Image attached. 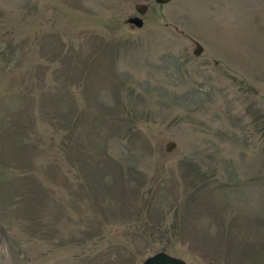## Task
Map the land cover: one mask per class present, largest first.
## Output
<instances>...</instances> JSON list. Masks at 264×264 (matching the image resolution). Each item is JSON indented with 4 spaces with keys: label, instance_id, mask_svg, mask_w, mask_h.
<instances>
[{
    "label": "rangeland",
    "instance_id": "374dc122",
    "mask_svg": "<svg viewBox=\"0 0 264 264\" xmlns=\"http://www.w3.org/2000/svg\"><path fill=\"white\" fill-rule=\"evenodd\" d=\"M158 250L264 264V0H0V264Z\"/></svg>",
    "mask_w": 264,
    "mask_h": 264
},
{
    "label": "water",
    "instance_id": "95a60500",
    "mask_svg": "<svg viewBox=\"0 0 264 264\" xmlns=\"http://www.w3.org/2000/svg\"><path fill=\"white\" fill-rule=\"evenodd\" d=\"M157 3H165L168 0H153ZM146 3L144 2H136L133 7L138 14H142L146 9ZM127 21L132 23L135 26H141L142 19L140 15L134 14L127 17ZM202 49V46L194 41V46L192 49V53L197 55ZM175 147V142L171 139H167L164 143V149L166 151H170ZM141 264H187L182 258L169 254L166 251L158 250L154 253L147 255L143 258Z\"/></svg>",
    "mask_w": 264,
    "mask_h": 264
}]
</instances>
